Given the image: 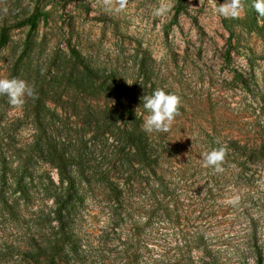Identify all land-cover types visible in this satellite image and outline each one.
<instances>
[{
	"label": "rangeland",
	"instance_id": "1",
	"mask_svg": "<svg viewBox=\"0 0 264 264\" xmlns=\"http://www.w3.org/2000/svg\"><path fill=\"white\" fill-rule=\"evenodd\" d=\"M224 2L123 0L121 9V0H0V78L33 88L20 106L0 96V264H52L37 245L47 237L51 192L65 185L47 140L84 192L83 260L62 254L58 264H202L203 253L189 249L197 233L211 264H264V17L252 0H239L237 17L221 16ZM156 89L180 100L168 131L149 133L176 188L173 215L147 217L135 199L136 212L114 225L102 176L128 178L126 112L142 127L141 97ZM231 140L251 152H230L221 172L205 167L202 153Z\"/></svg>",
	"mask_w": 264,
	"mask_h": 264
},
{
	"label": "trees",
	"instance_id": "2",
	"mask_svg": "<svg viewBox=\"0 0 264 264\" xmlns=\"http://www.w3.org/2000/svg\"><path fill=\"white\" fill-rule=\"evenodd\" d=\"M39 16L40 12L36 9L27 19L30 30L37 27ZM6 37L7 29H4L1 34L0 45L6 42ZM72 54L78 59V53L75 50H72ZM80 63L82 64L81 60ZM126 114L128 124L120 158L123 165L130 168L128 178L123 179L124 181L121 183L115 181L110 172H106L102 176L103 191L109 200L107 202L110 211L112 209L111 216L115 220L114 225H118L120 221L129 218L136 212L131 207L135 199L141 200L145 205V212H143L145 216H155L159 219L163 218L165 221H171L173 213L169 206L171 201L177 198V195L176 188L170 186L167 173L161 171L165 162L164 156L161 152H158V147L152 140L151 135L142 129L140 121L133 111L128 109ZM35 115L38 119V127L45 132L40 122L41 110L38 107L35 108ZM46 142L50 149L51 161L58 170L61 183L65 186L55 185L53 192H51L54 202L49 213L47 237L43 245H37V247L43 248L40 251L45 254V257L52 264H58L62 254L67 256L72 254L73 262L77 263L83 260L82 236L79 234L77 227V203L82 200L84 192L82 193L79 182L71 171L69 165L71 161L51 142L48 140ZM223 147L225 149L224 156L228 157H230V152H234L235 156L240 155V157H247L248 153L251 152L238 140L227 141ZM262 149L264 150V148ZM135 165H138V168ZM81 175L87 178L84 172ZM136 182H139V184L135 186L134 183ZM189 244L191 252L199 251L203 253L202 264H211V260H209L210 245L203 234L197 233L194 235L192 242ZM66 260V262H69V259L66 258ZM186 264L194 263L189 258Z\"/></svg>",
	"mask_w": 264,
	"mask_h": 264
},
{
	"label": "clouds",
	"instance_id": "3",
	"mask_svg": "<svg viewBox=\"0 0 264 264\" xmlns=\"http://www.w3.org/2000/svg\"><path fill=\"white\" fill-rule=\"evenodd\" d=\"M121 9L123 0H121ZM252 8L259 17H264V0H252ZM241 6L239 0H225L215 11L224 17L235 18L239 15ZM168 8L156 9L155 15H162ZM33 95V88L23 79L13 77L0 78V96H6L8 102L13 106H20L26 96ZM180 100L177 95L164 89H156L151 95L141 97V104L146 115L143 118L142 128L146 133L167 132L171 122L178 115ZM225 155L223 146L212 148L202 153L205 167L212 168L216 172L223 171L221 163Z\"/></svg>",
	"mask_w": 264,
	"mask_h": 264
}]
</instances>
